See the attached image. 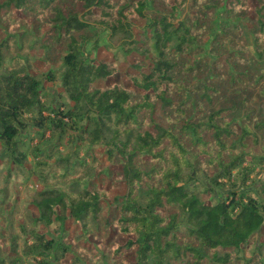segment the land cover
<instances>
[{
    "label": "trees",
    "instance_id": "trees-1",
    "mask_svg": "<svg viewBox=\"0 0 264 264\" xmlns=\"http://www.w3.org/2000/svg\"><path fill=\"white\" fill-rule=\"evenodd\" d=\"M19 10L33 21L11 17ZM252 14L246 0H0L1 154L43 183L25 221L45 229H31L24 252L0 264L23 254L37 264H109L101 243L115 264H264V242L240 254L264 228V202L235 188L214 203L201 198L234 185L237 168L242 184L250 178L264 192V0ZM28 33L43 50L38 74ZM100 46L111 60L91 57ZM119 53L142 55L125 74L129 86L109 79ZM100 156L126 185L106 213L107 192L92 181L104 172ZM69 219L98 240L95 249L69 239Z\"/></svg>",
    "mask_w": 264,
    "mask_h": 264
},
{
    "label": "rangeland",
    "instance_id": "rangeland-1",
    "mask_svg": "<svg viewBox=\"0 0 264 264\" xmlns=\"http://www.w3.org/2000/svg\"><path fill=\"white\" fill-rule=\"evenodd\" d=\"M248 6H249V15L253 16L252 12L254 10V7L257 6L259 3V0H246ZM21 17L23 20L27 21L28 23L33 21V18L26 17V15L22 11H14L11 14V17ZM243 19V17L241 18ZM243 25L249 27L252 25L249 23L247 20L243 19L242 21ZM144 24L143 20H136L134 21V27L133 31L136 34V36L139 37L140 34V29L142 25ZM4 29L3 24L0 23V33L1 35L5 33V31L1 32V30ZM21 30H18L19 34L24 33L22 28H19ZM26 29L30 30L29 27ZM25 29V30H26ZM4 36V34L2 35ZM244 37H246V33H244ZM35 40V37L30 35L28 33L27 37L25 38V47H26V53L28 55V60L31 64V71L34 74H38L40 71H42L43 68V63H42V57H43V50L37 48V46L33 45ZM210 49V45H207V50ZM209 52V51H208ZM91 57H94L95 59H107L111 60L113 58V53L110 50L104 49L102 46L98 47L96 50H91L90 51ZM119 55V68L118 72L114 74L112 78H109L110 80L114 81L117 80L120 83L129 86V82L126 78V73H135L136 68H135V63L136 59L138 57L142 58V55H137L136 53H130L127 55L124 54H118ZM145 63L147 62L144 61ZM134 66V67H133ZM143 71L147 70V67L144 66L142 67ZM101 83V82H100ZM44 87L48 91L52 92H58L62 91V88L57 86L56 83L52 82H44ZM25 120H29V116L25 115L24 117ZM37 139L33 141L32 144L36 142ZM31 142H29V145ZM70 149V147L68 148ZM1 146H0V187H2L5 184L4 176L7 174V171L9 172V169L11 170V174L9 173V180L7 181V192L2 193L3 195V201L1 202V207H0V236L2 237V245L0 246V255L4 257L6 261H9V251H15V252H24V248L26 247L27 243H30L31 240H27V234L31 235L30 230L35 229L34 231L38 232H44L45 229L42 227V225H32L29 221H25L26 218L31 215H36L37 214V208L33 206L30 203V198L32 197L34 191L36 189H41L43 186V183L38 179L37 175L35 174H29L26 176V174L22 173L21 171L14 169L13 164L9 162V158L3 157L1 154ZM67 151L64 149V152ZM79 151V156L82 155L84 148L83 149H78ZM96 153V152H95ZM101 159V165L100 163L99 166L104 169V172L99 173L95 178H93L92 181H94L95 185L101 189H105L107 192V195L105 198L102 199V203L104 206H106V210H104V213L108 212L109 207L111 206V203L114 199V197H121L122 195L125 194L126 192V185L123 182V180H118L114 173V167H111L107 161L102 160L103 157L100 156ZM35 161L32 159L30 156L27 158V166L31 167L34 165L35 167ZM99 162V161H98ZM39 169V167H37ZM41 169H44L43 167ZM109 171H112L110 174ZM259 171V168L257 165L253 166V170H251V173L249 174L250 177L254 176L255 173ZM240 169L237 168L233 171L232 178L235 180V184L231 185V183H227L224 186H215L210 193L203 192L201 190V198L206 202V204L214 203L217 199L221 197V194L225 195L227 193V189H232L235 188L237 191H241L245 189L246 191H252L257 195V197L264 202V192H259L256 190L255 186L257 185L256 182L254 183L253 181L250 183V178L249 180H246L244 184L241 183L240 178L241 176L239 175ZM259 173V172H258ZM76 174V173H75ZM78 175V174H76ZM258 176V175H257ZM207 181V180H205ZM226 181V180H223ZM201 186H198V189H200ZM25 224L24 230L20 228L19 225ZM65 228L67 229V235H69V239L75 238L79 236L77 239V243H79L82 246H86L88 249H95L96 244L98 242L97 239L92 238L90 235H85L81 234V230L78 229V226L75 225L71 219L66 220L65 222ZM47 231V230H46ZM48 233L50 235H56V230L54 228L48 227ZM84 235V236H83ZM109 239L114 238L115 241L118 243H123L125 240V236L122 234H116L115 230H112L111 233L108 234ZM27 241V242H26ZM255 242V243H253ZM253 242H250L249 244L245 243L241 247V252L240 254L246 257H249L252 250L254 249L255 245L258 243L264 242V228L262 231L256 236V238H253ZM110 244H104L101 243L99 246V253L101 251H104L103 255L107 256V262L109 264H115V261L117 260L115 256L108 251L107 249L109 248ZM12 247H14L12 249ZM264 248V247H263ZM264 253V251H263ZM20 255H13L11 259H15ZM21 257V256H20ZM52 259V258H51ZM37 258L32 254V255H25L21 257V260L18 262V264H37ZM103 261V259H99L98 263H93V264H102L100 263ZM90 264V263H89Z\"/></svg>",
    "mask_w": 264,
    "mask_h": 264
}]
</instances>
